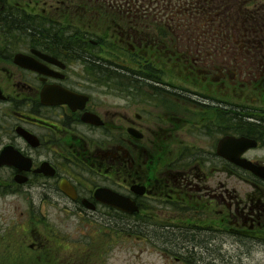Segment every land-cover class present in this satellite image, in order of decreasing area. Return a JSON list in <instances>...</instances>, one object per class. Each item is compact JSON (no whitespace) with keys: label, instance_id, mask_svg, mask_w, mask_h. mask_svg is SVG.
<instances>
[{"label":"flooded vegetation","instance_id":"1","mask_svg":"<svg viewBox=\"0 0 264 264\" xmlns=\"http://www.w3.org/2000/svg\"><path fill=\"white\" fill-rule=\"evenodd\" d=\"M76 1L0 0V64L16 69L0 68V156L11 146L29 161L0 166V201L24 192L32 212L36 196L63 207L84 250L120 217H167L184 243L182 228L256 242L243 231L264 234V23L216 25L213 4L194 0ZM118 196L138 210L109 202ZM1 214L9 264L25 262L28 240L33 264L61 262L37 215L7 232Z\"/></svg>","mask_w":264,"mask_h":264},{"label":"rangeland","instance_id":"2","mask_svg":"<svg viewBox=\"0 0 264 264\" xmlns=\"http://www.w3.org/2000/svg\"><path fill=\"white\" fill-rule=\"evenodd\" d=\"M12 2L15 0H11ZM252 2L255 0H246ZM89 2V0H87ZM96 3V1L94 0ZM178 0H176V3ZM83 0L76 1L71 7L82 8L90 7L91 3L83 5ZM238 0L228 1L227 7L223 12L214 17L215 24L225 25L228 27H235L242 29L245 25H253L264 23V0L257 1L258 6L253 10H248L244 4L242 8L238 5ZM92 7V6H91ZM112 7V6H111ZM110 7V8H111ZM101 8L106 7L101 5ZM88 10V8H86ZM233 31V30H232ZM1 70L16 71L15 66L10 63L0 64ZM30 194L21 193L17 196H7L0 208L1 213L6 217L7 232L12 228L13 232H21L17 230L18 222L25 218L21 216L37 215L42 221L33 224V227L38 228L40 236L51 242L50 254L55 260L61 261L57 264H180L177 262V257L185 254L189 249L198 255V264H264V242H254L245 238L235 236H215L212 238L210 234L201 237L202 231L199 230H184L182 228L181 236H190L185 239L191 243H184L183 238H179L174 232L172 223H165L167 217L154 219L150 222L149 234L140 235V231L135 229V226L140 224L134 222L128 226V222L119 218L118 222L109 223L107 225L102 222V234L99 238L97 247L90 250H84L83 247L73 245L77 240L84 237L82 234V224L78 223L74 218L61 212L63 207L57 210L52 206H41V201L38 196L35 197L37 203L34 211L30 203ZM0 201V202H4ZM1 214V215H2ZM171 216V213L167 214ZM21 218V219H20ZM170 224V225H169ZM96 229L98 225L94 226ZM132 228V229H131ZM136 230V232L133 231ZM128 230V231H127ZM90 232L89 230H87ZM23 233V232H22ZM59 235V236H58ZM46 236L52 238H47ZM18 237L25 238L23 233ZM65 237L67 241L72 242L71 246L65 247L59 245L56 239ZM90 238H88L89 240ZM198 241V242H197ZM91 242V241H89ZM181 242V248H176V245ZM31 240L27 244L20 246L17 250L18 257L26 255L25 262L21 264H33L34 248L30 246ZM195 244H198L194 247ZM165 251L169 255L160 252ZM0 253L5 256L13 257V250L8 245H0ZM46 257V256H45ZM44 257V258H45ZM15 258H4L0 256V263H14ZM18 260V259H17Z\"/></svg>","mask_w":264,"mask_h":264},{"label":"water","instance_id":"3","mask_svg":"<svg viewBox=\"0 0 264 264\" xmlns=\"http://www.w3.org/2000/svg\"><path fill=\"white\" fill-rule=\"evenodd\" d=\"M25 58H26V56L24 54L19 53L16 56V62L22 66L31 68L30 63L27 62L25 60ZM0 97H2V96L0 95ZM26 162H29V161L20 152H18L17 150H15L11 146L6 147L0 156V166H2L4 164H8V165H14L17 167H21ZM21 178L22 177L19 176V177H17V180L22 181ZM23 180H24V178H23ZM109 202L111 204L117 206L118 208L123 209V210H130V211L137 210L136 207H133L130 209L129 204L132 205L133 202L130 203V201L128 199L121 197V196H118V198H114L112 201L109 200ZM251 235H254L257 237H262V235L258 234V233H252Z\"/></svg>","mask_w":264,"mask_h":264},{"label":"trees","instance_id":"4","mask_svg":"<svg viewBox=\"0 0 264 264\" xmlns=\"http://www.w3.org/2000/svg\"><path fill=\"white\" fill-rule=\"evenodd\" d=\"M228 1H231V0H194V2L196 3V5H204L205 8H207V3L214 4V6H213V8H214V15L216 17L219 16L223 12V10H224L225 7H227ZM238 1H239L238 5H239L240 8H242V4H244L245 7L248 9V7L246 5V2H247L246 0H238ZM90 2L91 1L89 0V2H87V4L90 3ZM103 4H104V6L108 7V5H105L106 4L105 2ZM195 8H197V7H195ZM197 9H199V8H197ZM248 10L251 11V10H253V8L248 9ZM138 222L140 224L136 225L135 226V229L138 230V231H140V234H142L141 233L142 231H144V233L147 232L145 229H149V225L147 223H143V221H138ZM136 230H135V232H136ZM193 255H195V252L194 251L187 250V258L189 260H191L194 257ZM197 261H199L198 258H197V260L195 262L191 261L190 263L191 264H197Z\"/></svg>","mask_w":264,"mask_h":264}]
</instances>
